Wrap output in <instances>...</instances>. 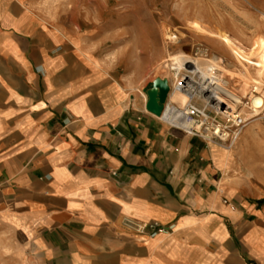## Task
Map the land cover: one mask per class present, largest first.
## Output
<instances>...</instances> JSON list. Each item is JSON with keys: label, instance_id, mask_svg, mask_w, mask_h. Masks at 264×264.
Segmentation results:
<instances>
[{"label": "crops", "instance_id": "1", "mask_svg": "<svg viewBox=\"0 0 264 264\" xmlns=\"http://www.w3.org/2000/svg\"><path fill=\"white\" fill-rule=\"evenodd\" d=\"M73 1L0 0V225L21 264H264L243 200L222 203L227 156L145 110Z\"/></svg>", "mask_w": 264, "mask_h": 264}, {"label": "rangeland", "instance_id": "2", "mask_svg": "<svg viewBox=\"0 0 264 264\" xmlns=\"http://www.w3.org/2000/svg\"><path fill=\"white\" fill-rule=\"evenodd\" d=\"M79 4L88 11L89 25L103 26L101 33L89 36L93 39L90 50L103 60L106 69L120 77H142L136 87L140 95L155 79L167 78L173 83L175 77L171 74L175 71L168 69L173 67V62L166 63L172 54L198 61L218 57L222 60L219 65L227 70L223 75L228 88L241 96L243 90L232 80L242 79L238 71L245 73L243 77H248V81L264 82L263 78H258L263 76L256 73L257 68L248 63L257 60L258 50L254 45L258 37L264 36V31H259L264 19L243 17L241 0H77L72 2V7L78 9ZM216 31L226 35L235 48L247 54L248 62L243 61L240 66ZM170 34L177 38L174 43L166 39ZM164 64L168 66L165 69ZM255 119L259 120L252 127L250 138L245 140V133L254 123L243 129L238 141L229 149L216 146L229 154L224 183L237 188L233 198H223L222 203L233 210L237 208L235 200L242 199L243 224L263 233L264 116L260 114ZM260 237L256 241L257 249L262 245ZM11 239L0 225V264H21Z\"/></svg>", "mask_w": 264, "mask_h": 264}, {"label": "built area", "instance_id": "3", "mask_svg": "<svg viewBox=\"0 0 264 264\" xmlns=\"http://www.w3.org/2000/svg\"><path fill=\"white\" fill-rule=\"evenodd\" d=\"M181 71L184 74L185 71ZM195 74L174 78L161 115L157 118L167 126L205 143L221 147L233 146L246 125L243 118V104H246L243 103V96L228 88L225 79L202 77L200 72ZM170 93L175 98L182 97L183 101H168ZM138 229L147 230L150 235L162 231L156 224L142 225Z\"/></svg>", "mask_w": 264, "mask_h": 264}, {"label": "bare ground", "instance_id": "4", "mask_svg": "<svg viewBox=\"0 0 264 264\" xmlns=\"http://www.w3.org/2000/svg\"><path fill=\"white\" fill-rule=\"evenodd\" d=\"M216 34L219 37L222 44L226 48H228L234 59H236V61L240 63V66L241 64L243 65V61L248 62L246 57L247 54H244V52L235 48L231 44L230 39L226 35L221 34V32L219 31H216ZM166 39L172 43H174L177 40V38L171 34L167 35ZM254 49L258 50V52L256 53L257 60L256 62L254 61L252 63V61H249L248 63L250 65L255 66L257 68L256 73L263 76L258 78L264 79V36L258 37V39L255 42ZM169 57L170 58L166 60V63L168 61L173 62V67L168 68L169 71L171 70L175 71L174 73L171 74L172 77H188V76L191 77V75L195 74L196 71L195 75H197V73L200 72L201 74H203V76L201 75L202 77H218V79H225L223 72H226L227 70H224V68H222L219 65L220 62L222 63V60L219 59L218 57H210L202 61H198L197 59L194 58L185 57L184 55L181 54H172ZM183 58L185 59L183 60ZM167 67H168L167 64L166 65L164 64L163 69ZM181 70L185 71L184 74L181 73ZM237 75H241V77L239 78L242 79L239 80L232 79V80L236 81L239 84L238 86L240 87L239 88L240 90H243V103L244 102L246 103L243 104V118L244 121L246 122L244 128L248 124L254 123L252 124L251 128L248 129L245 133L246 134L245 140H246V138H250L252 136L251 135V133H253L252 127L255 126V124H257L255 122L259 120V119H255V120L253 119L260 114H263L264 116V82L256 81V80L248 81L249 80L248 77H243L245 73H242V71H238ZM164 79L167 80L168 87H170L171 82L167 78ZM143 97L145 98L144 95ZM173 99L176 103H181L183 101L182 97L178 96L175 98L174 95L170 93L168 95V101H171ZM245 107L248 108V111L245 110ZM223 148L229 149L230 147L223 146ZM222 153L226 155L227 158L229 157V154L223 151Z\"/></svg>", "mask_w": 264, "mask_h": 264}, {"label": "water", "instance_id": "5", "mask_svg": "<svg viewBox=\"0 0 264 264\" xmlns=\"http://www.w3.org/2000/svg\"><path fill=\"white\" fill-rule=\"evenodd\" d=\"M169 87L164 79H155L142 90L145 96V110L155 117H160Z\"/></svg>", "mask_w": 264, "mask_h": 264}]
</instances>
